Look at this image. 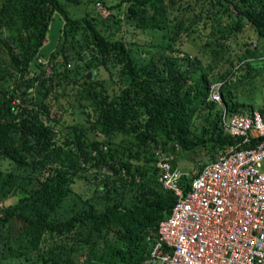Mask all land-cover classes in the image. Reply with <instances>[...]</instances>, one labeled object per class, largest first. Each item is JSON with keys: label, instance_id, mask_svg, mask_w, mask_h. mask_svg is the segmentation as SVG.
<instances>
[{"label": "trees", "instance_id": "obj_1", "mask_svg": "<svg viewBox=\"0 0 264 264\" xmlns=\"http://www.w3.org/2000/svg\"><path fill=\"white\" fill-rule=\"evenodd\" d=\"M3 1L0 29L9 34L0 36V45L10 67L0 64V82L13 76L15 87L0 95V162L10 161L16 171L0 169V200L20 191L26 195L2 209L0 264L21 258L31 264H136L159 239L158 226L176 201L158 180L155 149L200 147L210 155L206 164L237 146L240 139L221 126L224 112L215 109L200 114L199 125L194 121L214 105L208 96L215 82L227 115L256 111L236 91L264 73V0H198L209 21L227 18L226 25L210 30L219 48L247 26L255 35L243 42L231 68L213 78L203 67L192 76L172 30L157 53L138 65L121 37L104 34L88 17H71L61 0ZM128 2V18L142 30H163L169 9L177 5V0ZM56 13L63 24L45 60L43 46ZM100 69L107 71V83L87 78ZM68 88L87 101L82 109L88 126H66L52 113L56 94ZM78 180L92 187V201L57 219Z\"/></svg>", "mask_w": 264, "mask_h": 264}, {"label": "built area", "instance_id": "obj_2", "mask_svg": "<svg viewBox=\"0 0 264 264\" xmlns=\"http://www.w3.org/2000/svg\"><path fill=\"white\" fill-rule=\"evenodd\" d=\"M220 85L210 99L223 104ZM221 126L239 143L196 170L182 171L174 154L157 151L158 180L176 201L136 264H264V113L225 111Z\"/></svg>", "mask_w": 264, "mask_h": 264}, {"label": "rangeland", "instance_id": "obj_3", "mask_svg": "<svg viewBox=\"0 0 264 264\" xmlns=\"http://www.w3.org/2000/svg\"><path fill=\"white\" fill-rule=\"evenodd\" d=\"M61 1L65 4L71 17H88L96 23L97 27L104 34L113 36L114 38L121 37L131 50L138 65L146 64L150 57L157 53L161 44L166 41L167 32L172 30V36L175 34L178 36V39H176L177 48H180V50L184 52V55L188 57L191 64L192 76L194 77L201 73V67L209 72L210 78L217 77L219 74L226 72L231 68V61L236 60V53L243 50V42L248 38H255L253 31L247 26L246 30L240 34L236 40L230 42L224 41L225 46L219 48L217 45L213 44L218 37L214 36L210 30H212L214 26L222 27L226 25L227 18L224 16L217 20L209 21L202 12L200 5L203 3L201 4L198 0H177V5L169 9V19L163 30H142L137 28L135 23L127 16L126 8L129 3L128 0ZM3 4L4 1L0 0V8ZM62 24L63 21L60 15L56 13L55 20L51 23L49 28L48 39L43 46L45 60H48V55L56 47ZM8 34V30L4 28L0 29L1 38L5 39ZM162 52H165V50ZM0 64L7 68L10 67L8 56L5 54L1 45ZM51 73V68H48L47 75ZM93 77L102 82L107 83L108 81V73L104 69H100L97 72L95 71ZM14 87V77H7L0 82V95L8 94ZM31 91H34V88L31 89ZM66 92L67 94H64L63 91L60 90L56 94L57 99L54 101L52 113H54L57 118H61V121L66 126L75 123H82L88 126V115L82 109V105L85 106L88 104L87 101L79 99L80 96H78L74 89L68 88ZM221 94L223 97L222 92ZM236 98L240 101L254 104L255 110L264 109V73L257 77L251 85L238 89L236 91ZM16 102L18 103L19 101L17 100ZM208 102H212L210 93ZM64 106L66 110L62 108ZM215 109L220 110L221 113L226 111L224 99L223 104L214 102L211 108L200 111L201 113L199 112L194 118L196 124H200L202 118L200 114L205 115L209 111L214 112ZM88 136L92 139L95 137V133L89 131ZM159 148H161L160 145L155 149V157H157ZM169 152L175 155L177 160L176 166L182 171L196 170L210 159L209 153L200 147L195 151L187 152L177 147L175 152ZM0 169L4 172L16 171L12 163L8 160H2L0 162ZM102 172L111 174V171L106 167H103ZM91 194L92 187L86 182L78 180L55 214L56 218L64 219L82 210L87 202L92 201V198H90ZM25 195V191H20L15 195L0 200V205L2 206L0 209V216L2 215V209L4 207L15 204ZM96 206L102 207L103 205L97 202ZM84 258V255L80 256L81 260ZM4 264H31V260L26 261L24 258L16 260L6 259Z\"/></svg>", "mask_w": 264, "mask_h": 264}, {"label": "water", "instance_id": "obj_4", "mask_svg": "<svg viewBox=\"0 0 264 264\" xmlns=\"http://www.w3.org/2000/svg\"><path fill=\"white\" fill-rule=\"evenodd\" d=\"M94 70H91L88 74H87V78L88 79H93V76H94ZM226 106V105H225ZM227 111V110H226Z\"/></svg>", "mask_w": 264, "mask_h": 264}]
</instances>
